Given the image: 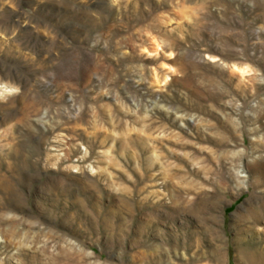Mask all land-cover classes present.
Instances as JSON below:
<instances>
[{
    "label": "rangeland",
    "instance_id": "obj_1",
    "mask_svg": "<svg viewBox=\"0 0 264 264\" xmlns=\"http://www.w3.org/2000/svg\"><path fill=\"white\" fill-rule=\"evenodd\" d=\"M0 264H264V0H0Z\"/></svg>",
    "mask_w": 264,
    "mask_h": 264
},
{
    "label": "bare ground",
    "instance_id": "obj_2",
    "mask_svg": "<svg viewBox=\"0 0 264 264\" xmlns=\"http://www.w3.org/2000/svg\"><path fill=\"white\" fill-rule=\"evenodd\" d=\"M234 69H235V70H238V72H240V73H242V74H244V73L246 74L245 69H243V68H241V67H238L237 65L234 67ZM238 180H240L241 183L245 182V180L242 179V178H240V177H238ZM164 183H165V181H164ZM164 183H163V184H164ZM166 185H168L167 182L165 183L164 186H166Z\"/></svg>",
    "mask_w": 264,
    "mask_h": 264
}]
</instances>
